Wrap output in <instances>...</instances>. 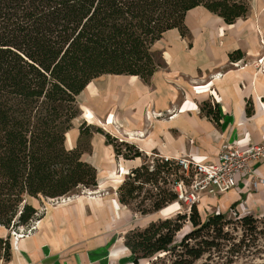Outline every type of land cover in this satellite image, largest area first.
Returning a JSON list of instances; mask_svg holds the SVG:
<instances>
[{
	"label": "trees",
	"instance_id": "trees-1",
	"mask_svg": "<svg viewBox=\"0 0 264 264\" xmlns=\"http://www.w3.org/2000/svg\"><path fill=\"white\" fill-rule=\"evenodd\" d=\"M249 2L0 0V226L18 231L31 223L37 209L29 198L57 199L79 189H96V168L82 160V154L91 150L93 133L104 136L116 158H142L116 190L121 205L128 208L143 186H153L157 192L145 190L130 210L133 213H160L177 202L174 184L184 175L176 159L157 153L151 159L134 144L85 122L79 126L76 146L67 147V132L81 113L77 96L102 75L137 76L148 83L155 71L165 67L161 54L153 50L163 34L176 29L190 39L184 22L189 10L202 7L233 24L247 17ZM241 56L237 51L229 58ZM205 107V116L218 123L217 107ZM251 111L248 101L245 112ZM161 173L170 178V188L157 187ZM147 200L148 207L141 208ZM234 222L243 230L239 240L231 232ZM257 223L252 216L233 221L216 211L202 218L191 205L184 213L127 230L123 244L132 264H194L205 256L210 264L222 260L231 264L243 247H250L246 237L259 233ZM186 224L189 230L177 240ZM9 256L10 243L0 238V258Z\"/></svg>",
	"mask_w": 264,
	"mask_h": 264
},
{
	"label": "crops",
	"instance_id": "crops-1",
	"mask_svg": "<svg viewBox=\"0 0 264 264\" xmlns=\"http://www.w3.org/2000/svg\"><path fill=\"white\" fill-rule=\"evenodd\" d=\"M249 3L248 16L233 24L202 7L189 10L184 22L190 39L182 38L176 29L163 34L153 50L161 54L165 67L155 71L148 83L131 75H102L92 80L77 96L81 113L67 132L72 133L66 135L67 147L76 146L83 122L107 128L112 136L134 144L148 157L157 153L177 159L191 154L215 162L224 144L263 141L264 73L255 66L264 57V0ZM237 51L241 58L231 60L229 55ZM248 101L250 115L245 112ZM204 105L217 107L218 123L205 116ZM90 145L82 160L96 168L97 187L100 169L108 172L116 161L128 171L142 164L140 157L116 158L102 134L93 133ZM258 172L263 183L257 188L240 181L237 188L202 200L221 213L235 205L238 211L264 214V165ZM115 199L118 202L117 194ZM115 211L107 200L85 195L48 205L33 233L9 242L10 256L0 258V264H117L119 256L109 254L108 244L123 223ZM132 228L123 229L113 246L127 255L123 235Z\"/></svg>",
	"mask_w": 264,
	"mask_h": 264
},
{
	"label": "rangeland",
	"instance_id": "rangeland-1",
	"mask_svg": "<svg viewBox=\"0 0 264 264\" xmlns=\"http://www.w3.org/2000/svg\"><path fill=\"white\" fill-rule=\"evenodd\" d=\"M248 16V15H247ZM256 69L260 71L261 73H264V57H260L256 61ZM80 115V114H79ZM86 123V122H85ZM73 124V122H72ZM103 129V131L107 132L106 129ZM108 130V129H107ZM108 133V132H107ZM70 133H67V137ZM110 134V133H109ZM111 135V134H110ZM67 143H70L67 139ZM66 145L68 146V144ZM185 157V156H184ZM149 158L153 159L154 156L153 154L149 155ZM127 173L129 172L127 169H125ZM124 168L120 166L119 162H114L111 164V167L109 168L108 172H105V170L100 169L101 171V176L99 180V186L96 187V189L92 190H78L76 194H71L65 197L57 198V199H47L44 197H40L39 199H32L29 200V203H31L36 209H37V216L29 223L25 228L28 226L32 225L35 223V230L37 229V223L40 220V216L43 213V210L46 208L48 205H58L61 204L69 197L73 196V198H77L80 195H85L87 198H95V199H102V200H107L110 205L112 206L113 210L116 209L114 212L115 217L119 218L123 221V223L120 225V228L116 231H114V238L109 241V254L112 255H117L119 256L117 264H132V257L130 255L125 254L124 250L119 247H113L116 245V241L120 233H122L123 229L127 227H142L144 226L147 222L151 220H155L159 217H169L173 216L176 213H184L187 211V206L185 204L180 205L177 202H173L169 204L165 209H163L160 213H150V214H140L137 212V215L130 214L127 210L122 209L119 205L118 202L115 199L116 196V190H117V185L121 183L125 177L127 176V173L125 172ZM126 173V174H125ZM170 178L166 173H161V178L158 180L157 187L159 188H170ZM145 190H151V193H156L157 190L153 186H143L142 191L139 193L137 198L133 201H130V205L128 206V210L132 211L133 208L136 206L137 203L144 197ZM31 201V202H30ZM205 202V203H204ZM149 201H144L143 206H140L141 208L148 207ZM196 208L198 209V212L200 213L201 217L204 218L207 214L212 213L215 211L216 207L212 206L210 203H206V200L200 201L197 205ZM120 212H125L126 217L124 218ZM251 213V214H250ZM245 212V211H238L237 208H235V205L229 207L224 214L227 216V219H232L233 221H236L237 219H240V217L243 216H252L253 218H256L258 220V230L259 233L256 234L255 237L250 239V236L246 237L245 243L249 244L250 247L245 248L243 247L242 250L237 253V256L232 259L231 264H263L264 263V214L255 213V212ZM120 220V221H121ZM231 227H235L234 230H231L233 233L234 237L239 240L242 237L243 230L240 227L239 223H233L231 224ZM1 231H4L5 235L3 236L2 239H8L9 242H14V239L18 240L23 237H26L33 233L35 230L29 232L27 234V230L22 229L18 230L17 234L14 235V229L16 228H9L6 229L2 227ZM18 229V228H17ZM189 230L188 224H186L181 232L177 235L176 239L179 240L182 235ZM19 232V233H18ZM18 234H23L22 236H19ZM244 243V244H245ZM216 261V260H215ZM225 260H222L221 262H218V264H224ZM145 263V261H143ZM146 264V263H145ZM194 264H210L208 263L207 257H203L202 259L198 260ZM213 264V263H211Z\"/></svg>",
	"mask_w": 264,
	"mask_h": 264
},
{
	"label": "built area",
	"instance_id": "built-area-1",
	"mask_svg": "<svg viewBox=\"0 0 264 264\" xmlns=\"http://www.w3.org/2000/svg\"><path fill=\"white\" fill-rule=\"evenodd\" d=\"M176 160L184 175V179H179L174 184L177 203H184L188 211L191 205H197L205 197L237 188L240 181L247 182L248 187L252 188L263 183L258 167L264 165V140L248 145H241L239 142L224 144L215 162L203 161L191 154ZM35 228L33 223L27 228L21 227L19 231L25 229L29 234ZM16 234L17 231H14V235Z\"/></svg>",
	"mask_w": 264,
	"mask_h": 264
},
{
	"label": "bare ground",
	"instance_id": "bare-ground-1",
	"mask_svg": "<svg viewBox=\"0 0 264 264\" xmlns=\"http://www.w3.org/2000/svg\"><path fill=\"white\" fill-rule=\"evenodd\" d=\"M69 135H72V133H70ZM120 184V183H119Z\"/></svg>",
	"mask_w": 264,
	"mask_h": 264
}]
</instances>
